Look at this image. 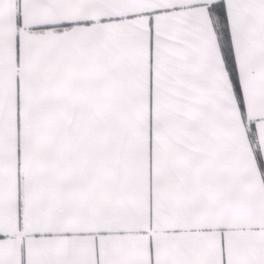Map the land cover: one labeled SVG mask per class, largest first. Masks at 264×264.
Returning <instances> with one entry per match:
<instances>
[{"label":"snow or ice","instance_id":"obj_1","mask_svg":"<svg viewBox=\"0 0 264 264\" xmlns=\"http://www.w3.org/2000/svg\"><path fill=\"white\" fill-rule=\"evenodd\" d=\"M0 264H264V0H0Z\"/></svg>","mask_w":264,"mask_h":264}]
</instances>
